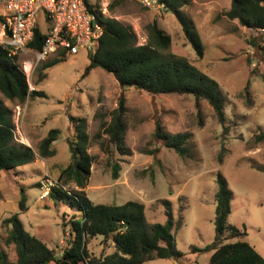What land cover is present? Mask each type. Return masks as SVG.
<instances>
[{
  "label": "rangeland",
  "instance_id": "1",
  "mask_svg": "<svg viewBox=\"0 0 264 264\" xmlns=\"http://www.w3.org/2000/svg\"><path fill=\"white\" fill-rule=\"evenodd\" d=\"M228 7L229 0H188L182 7L203 43L201 58L170 11L162 9L157 13L132 0H119L107 15L130 25L138 44L146 41L144 25L156 20L171 37L168 50L187 58L218 82L224 97L226 133L205 100L196 105L189 94L149 95L131 87L121 90L113 76L100 68L81 76L88 63L84 48L47 67L42 81L37 79L41 63L35 67L27 77L29 89L43 91L44 97H28L17 104L0 94V100L11 111L16 138L35 151L33 161L0 172V248L7 252L9 260L15 259V252L12 244L4 242V218L17 213L27 232L59 254L69 230L68 226L63 229L61 223L78 213L75 208L54 205L44 198L42 187L46 179L54 181L59 169L70 160L66 138H74V127L69 116L86 119L90 137L87 151L94 160L84 192L92 202L140 201L149 222L164 223L162 201L167 200L174 219L181 217V225L175 231L176 248L181 252L178 261L155 258L143 264H207L211 251H192L191 247L201 249L213 240L218 174L225 178L231 191L227 222L244 229L246 235L241 240L264 258V141L253 140L255 134L264 131V50L250 44L253 40L261 44L259 32L240 26L223 14ZM22 57L20 54L18 61ZM121 93L125 107L124 144L130 150L124 155L108 144L106 134L100 131V124L109 121V112L117 106ZM156 116L165 132L187 135L183 156L153 137ZM52 128L60 129L54 145L56 152L41 158L37 145ZM98 132L101 137L95 138ZM98 140L108 152L100 149ZM221 146L225 148L224 156L218 162ZM155 148L158 151L151 153ZM115 163L119 169L113 178ZM22 196L24 209L20 210L18 201ZM100 239L87 238L89 257L99 255Z\"/></svg>",
  "mask_w": 264,
  "mask_h": 264
},
{
  "label": "trees",
  "instance_id": "2",
  "mask_svg": "<svg viewBox=\"0 0 264 264\" xmlns=\"http://www.w3.org/2000/svg\"><path fill=\"white\" fill-rule=\"evenodd\" d=\"M163 1L165 10L174 14L178 20L184 37L196 56L203 57L204 46L199 34L182 10L188 0ZM118 2L119 0H112L109 8L112 9ZM223 14L228 19L236 20L240 26L259 32L261 44H256L254 40L250 44L264 50V0H229V7ZM99 21L102 32L97 48L93 53L88 52V63L81 76L100 68L113 76L121 90L131 87L149 95H192L196 105L200 100H205L222 126L223 133L228 131L225 125L224 97L218 82L187 58L170 52L168 48L171 37L158 26L156 20L144 25L146 41L142 44L137 43L136 34L130 25L109 17H101ZM41 40L42 35L36 29L28 46L39 49ZM64 59L65 57H53L42 62L38 81L46 77L47 67ZM17 60L16 56L8 55L6 47L0 44V94L17 104L23 103L28 97H44L43 91L29 89L26 75ZM245 90L247 93V85ZM123 101L121 93L117 106L109 112V121L100 124V131L106 134L108 144H112L122 155L130 153L124 144ZM69 121L74 127V138H66L70 160L59 169L53 185L44 196L54 205L65 204L78 212L69 216L67 222L61 223L63 229L65 226L69 228L62 250L59 254L55 253L53 248L27 232L17 213H14L4 218L3 223L7 225L4 242L6 245H13L15 259L9 260L7 252L0 248V264H80L87 259L89 264H143L155 258H173L178 261L181 252L176 248L175 231L181 225V217L174 219L167 200L162 201L165 205V221L158 223L146 219L145 205L140 201L103 204L94 203L87 197L84 188L88 183L94 156L87 151L90 137L86 131V119L69 116ZM59 133L58 128L47 131L37 145L39 157L48 158L55 154L54 145ZM94 137L100 138L101 135L98 132ZM153 137L180 156L187 151L184 147L187 135L165 132L158 116L154 118ZM253 140L255 143L263 142L264 131L255 134ZM97 142L100 149H107L102 141ZM224 150L221 146L217 155L218 162H222ZM157 151L158 148H155L151 153ZM34 159L35 151L31 147L14 140L11 111L0 100V172ZM118 169V164L112 165L113 178L117 177ZM216 183L213 240L201 249L191 247V250L211 251L207 264H264L261 254L248 242L241 240L246 235L245 230L227 222L231 191L221 174L217 175ZM24 201V196L18 201L20 210L24 209ZM96 236L101 237L100 253L96 257H89L86 240ZM110 247L111 251H105Z\"/></svg>",
  "mask_w": 264,
  "mask_h": 264
},
{
  "label": "built area",
  "instance_id": "3",
  "mask_svg": "<svg viewBox=\"0 0 264 264\" xmlns=\"http://www.w3.org/2000/svg\"><path fill=\"white\" fill-rule=\"evenodd\" d=\"M139 6L159 13L165 9L163 0H132ZM112 0H0V44L8 55L20 59V68L31 75L35 67L50 57H67L79 48L93 53L102 32L101 17H107ZM42 35L39 49L28 43L34 31ZM17 143L24 144L16 138ZM54 181L43 183L47 194ZM52 264V263H51ZM54 264V263H53ZM80 264H89L88 259Z\"/></svg>",
  "mask_w": 264,
  "mask_h": 264
},
{
  "label": "crops",
  "instance_id": "4",
  "mask_svg": "<svg viewBox=\"0 0 264 264\" xmlns=\"http://www.w3.org/2000/svg\"><path fill=\"white\" fill-rule=\"evenodd\" d=\"M111 248V247H110Z\"/></svg>",
  "mask_w": 264,
  "mask_h": 264
}]
</instances>
